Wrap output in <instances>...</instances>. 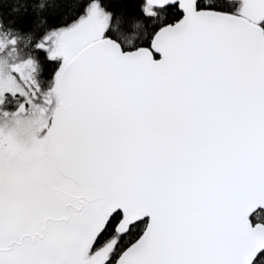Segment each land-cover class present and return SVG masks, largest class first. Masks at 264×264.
<instances>
[{
  "label": "snow or ice",
  "instance_id": "snow-or-ice-1",
  "mask_svg": "<svg viewBox=\"0 0 264 264\" xmlns=\"http://www.w3.org/2000/svg\"><path fill=\"white\" fill-rule=\"evenodd\" d=\"M0 264H264V0H0Z\"/></svg>",
  "mask_w": 264,
  "mask_h": 264
},
{
  "label": "trees",
  "instance_id": "trees-1",
  "mask_svg": "<svg viewBox=\"0 0 264 264\" xmlns=\"http://www.w3.org/2000/svg\"><path fill=\"white\" fill-rule=\"evenodd\" d=\"M7 9L5 8V11H6Z\"/></svg>",
  "mask_w": 264,
  "mask_h": 264
}]
</instances>
